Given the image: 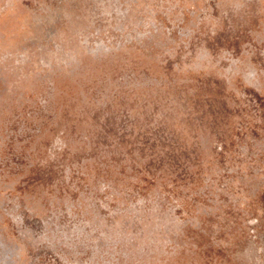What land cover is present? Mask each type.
Returning <instances> with one entry per match:
<instances>
[{
    "label": "rangeland",
    "instance_id": "374dc122",
    "mask_svg": "<svg viewBox=\"0 0 264 264\" xmlns=\"http://www.w3.org/2000/svg\"><path fill=\"white\" fill-rule=\"evenodd\" d=\"M0 264H264V0H0Z\"/></svg>",
    "mask_w": 264,
    "mask_h": 264
}]
</instances>
